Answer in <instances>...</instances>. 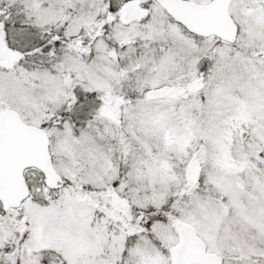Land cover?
<instances>
[{"label":"snow or ice","instance_id":"obj_1","mask_svg":"<svg viewBox=\"0 0 264 264\" xmlns=\"http://www.w3.org/2000/svg\"><path fill=\"white\" fill-rule=\"evenodd\" d=\"M0 264H264V0H0Z\"/></svg>","mask_w":264,"mask_h":264}]
</instances>
